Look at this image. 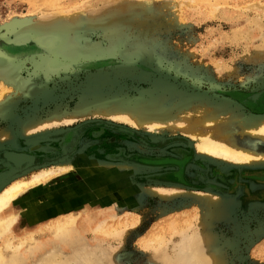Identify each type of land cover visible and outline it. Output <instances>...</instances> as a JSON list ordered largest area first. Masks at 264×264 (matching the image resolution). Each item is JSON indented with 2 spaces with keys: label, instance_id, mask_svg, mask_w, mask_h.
<instances>
[{
  "label": "rangeland",
  "instance_id": "rangeland-1",
  "mask_svg": "<svg viewBox=\"0 0 264 264\" xmlns=\"http://www.w3.org/2000/svg\"><path fill=\"white\" fill-rule=\"evenodd\" d=\"M175 16L172 25L169 17L172 20ZM263 35L264 0H0V63L13 65L32 85L29 94H19L8 114L0 116V129L12 125L9 127L13 135L18 136L17 123L21 119L45 115L57 106L71 110L81 95L91 97L98 90L114 98L121 93L127 97L150 96L149 88L160 78L176 84L180 93H206L217 101L242 100L249 104L238 106L242 111L250 107L264 111V58L255 61L248 52L262 42ZM39 38L45 39V44ZM43 61L49 63L38 66ZM128 70L140 75L148 71L151 76L149 80H138ZM254 93L260 95L255 100L251 98ZM94 119L109 121L100 114L85 116L48 133ZM113 123L138 134L103 125L87 128L68 158L76 168L29 188L19 197L18 205L25 204L29 213L28 217L18 218L13 235L22 238L27 231L38 230V240L33 245L39 244L31 251L32 242L22 243V264H80L95 254L96 261L87 264H168L166 257L175 261L176 254L184 251V236L202 231L208 234L210 230L215 236L209 250L221 253L224 264H264V167L240 169L213 162L197 156L183 134H148L124 122ZM39 134L27 137L33 141L30 146L33 145L35 160L24 163L22 168L1 160L0 182L10 181L15 174L26 179L44 166L67 160L41 164L45 151L34 144V140L42 139ZM60 141L57 138L41 143L59 149ZM172 156L189 157L185 175L195 185L194 190L202 191L210 184L222 195H233L232 202L225 203L223 219L204 215V209L191 195L167 199L143 191L142 186H173L179 181L175 164L146 161ZM108 160L136 163L138 167L99 166L100 161ZM61 185L71 195L66 193L54 203L56 212L79 208L73 211H80V222L84 223L89 214L94 224L116 210L118 217L106 223H123L116 227L123 230L122 237H96L88 224L78 238L53 236L49 226L55 216L51 218L49 208L39 199L44 191H57ZM126 206L129 210H120ZM31 212L39 214L31 220ZM156 226L163 243L143 245L142 239L153 234ZM16 241L19 239L14 238Z\"/></svg>",
  "mask_w": 264,
  "mask_h": 264
},
{
  "label": "bare ground",
  "instance_id": "bare-ground-1",
  "mask_svg": "<svg viewBox=\"0 0 264 264\" xmlns=\"http://www.w3.org/2000/svg\"><path fill=\"white\" fill-rule=\"evenodd\" d=\"M172 11L176 15L178 14L175 8H173ZM176 19V16L173 17L172 20L169 17V21H172V25L173 23H175ZM116 37H118V35ZM39 39L42 44H45V39ZM151 46L154 47L153 42H151ZM248 52L251 58L255 61L264 58V35L262 42L259 45H255L252 51L249 50ZM78 55H75L74 57H77ZM45 63L47 64L49 62L43 61L39 63L38 66H41ZM12 66L13 65L11 64L3 65L0 63L1 117L6 115L10 107L13 105L14 100L19 99V94L23 93L24 91H27V93L29 94L30 92L28 91H30V88L32 87L30 82L27 79H24V77L22 78L21 75H19V72H16V70H14ZM122 72L124 73V69L122 70ZM128 73L133 74L130 70H128ZM133 75H135V77L138 76V80H149L151 72L144 71V73H141V75L139 73H134ZM102 76H104L103 73ZM100 91L101 90L96 91L97 93L95 92L96 94H92L91 97H89V95L91 94H88L85 97H81V95L79 102L71 110L67 109L68 107L66 109H62L61 107L57 106L58 108H56V110H49L50 112L47 114L45 113V115L40 114L41 116H38L34 114L28 116L27 118H25V116V119L23 118L24 120L21 119L20 122L17 123L20 124V132L17 131V133H20V135L17 134L18 136L13 135L14 132L9 127L12 125L1 128L0 152L5 151L7 157L18 164H21L28 158L33 160L32 154L35 155V153H33L34 149L31 148L33 145L30 146L33 141H29L30 137L27 139L28 136L35 133H40V136L37 135L39 136L38 138H42L41 140L48 142V140L54 139L50 137L51 133H48L50 129L51 131H53L52 128H56L57 126L63 124L69 125L72 122H76V120L80 119L81 117L83 118L85 116L94 115L98 116V114H100L109 118V121L112 120L110 122H113V120L124 122L126 124L132 125L133 127L135 126L137 128H141L148 134H183L188 139L189 147H191L192 149L194 148L197 156H200L203 159H208L213 162L219 161L232 167L237 166L240 169L242 167H264V111H257L252 107H250L249 110L247 109L248 111H242L240 109L241 105L242 107L249 106V104L245 101L241 100V102L237 103V101L234 102L232 100H228L230 98L224 101H217L216 99H214L216 97H208L209 95L206 93H188L185 91H182L183 93H180L177 89L176 84H172L170 81L164 78L155 80L153 86L149 88L150 96L144 95L145 97H148L147 99L142 95L136 97H127L124 96V93L115 95L116 97L114 98V96L112 97L111 95H103ZM93 92L91 91V93ZM259 96V94L254 93L251 98L255 100V98ZM263 98L264 97H262V99ZM174 99L176 100L173 101ZM231 101L235 103V106H232L233 103H231ZM61 128H63V126ZM83 134L82 131L65 133L64 137L60 138L61 141L59 142V149L56 148V150L58 151L57 154H54L55 149L53 150V148L49 146L48 143L42 145L41 140H34L35 145H38V147L42 146L41 149L45 151V156L54 154L55 156L52 155L49 156V158L53 157L51 159H54L58 158L59 156H63L60 158H63V160H67L58 163L56 162L57 165H53L52 167L41 165L44 166L41 171L34 172L31 177L26 179L23 176L21 178H18L15 174V176L13 175L10 178V181L0 182V264H22L25 258L20 252L22 243H25L26 241L32 242L31 244L28 243L30 244L29 249H31V251H35L36 247L39 245L38 243L33 245V243L38 240L36 237V233L38 232V230L27 231L26 235L24 236L25 238H18L13 235L15 233L14 226L16 225L18 218L20 216L28 217L29 213L25 204H23L24 206L18 205L19 197L29 188L35 187L40 183L47 182L54 178V176L60 175L61 173L71 171V168H76L73 163L69 161V157L78 148ZM141 140L145 144L150 145V143L143 137H141ZM6 142L10 143L8 144ZM25 145L26 147L30 146L27 148H31L32 150L25 148ZM146 161L167 162L175 164L178 168L177 178L179 180L177 181V183L173 184V186L160 184L142 186L143 191L147 194H156L159 195L160 198L167 199L174 198L180 195H191L196 201H198V206L204 209L203 214L208 217H211L213 215L215 219L222 218V211L224 212L225 207L227 206H225V203L232 202L230 197V195L232 194L222 195L216 187L210 184H207L206 189L202 191L194 190V188H192L195 187V185L190 184L186 180L185 175L186 166L189 162L188 156H172V158H166L163 160L147 159ZM92 164L96 166L95 162H93ZM99 166H104L107 168L118 167L122 169H136L138 167V164L130 162H114L108 160L100 161ZM19 167L22 168V166ZM62 186L63 185H61L57 191H44L40 196L42 198L39 199L42 200L46 207L49 208L47 213L51 216V218L55 216V220L49 226V232L53 236H57L60 239L64 240L68 238H78L80 235H83V231L85 230V227H87L86 224H88V226H91L90 230L94 232L96 237L99 235L114 236L118 238L122 237L123 230L119 231L116 229V227L123 223H121L120 221H118L117 223H106V220H108L109 218L113 219L115 217H118L116 210L113 211L105 219L100 220L98 218L94 222V224L92 222V219L89 217V214L85 215L86 221H84V223L80 222V211H73L78 210L79 208H68L69 211L65 212L61 209V211L56 212L57 207L54 203H56L60 199H63L65 197V194L69 193L66 192L65 188ZM69 195L71 194L69 193ZM84 210H86V208ZM120 210H129V208L127 206L121 207ZM37 214L39 213L31 212V220L34 219L35 215ZM138 218L139 217H137L135 220H138ZM173 225L174 224H172V226ZM156 228L157 226L152 230L153 234L149 235L147 238L142 239L143 245H150L151 243L156 241L159 245L163 243V240L159 239L162 238L161 233L156 234ZM40 230L43 229L40 228ZM207 232L209 233L206 234L202 231L200 233L198 232L194 234L193 232V234L184 236L186 237L184 238L183 242L185 246L184 251L181 250L180 253L176 254L177 258L175 261L170 260L166 257L165 254H163L166 257L165 262H167L168 264H224L221 253L209 250L210 243H214L213 236L215 235L213 234V230ZM14 238L19 239V241L14 242ZM205 242L208 243V247H205ZM8 254L10 256L9 258H7ZM87 257L88 258H84V260L80 264H87L88 262L94 261L96 258H98V254L93 255L92 258H89L90 256ZM54 261L56 260L53 259V262ZM66 264H71V262L67 261Z\"/></svg>",
  "mask_w": 264,
  "mask_h": 264
},
{
  "label": "water",
  "instance_id": "water-1",
  "mask_svg": "<svg viewBox=\"0 0 264 264\" xmlns=\"http://www.w3.org/2000/svg\"><path fill=\"white\" fill-rule=\"evenodd\" d=\"M100 125H103L105 127H108V128H112V129H115V130H119V131H122V132H127V133H130V134H138L137 131H135L134 129L132 128H129V127H126V126H123V125H118V124H115L113 122H110V121H105V120H93V121H87V122H84L78 126H75V127H69L67 129H64L58 133H55V134H51V138H54V139H57V138H63L64 137V134L65 133H68V132H74V131H82V134L87 130V128L89 127H92V126H100ZM124 128V129H123ZM142 137V136H141ZM141 139V138H140ZM150 143V142H149ZM148 143V144H149ZM54 150V149H53ZM55 153L54 154H57L58 151L55 149L54 151ZM54 154H50V155H43L41 157L42 159V163L41 164H44V163H47L49 161H53V160H56V159H59L60 157H63V156H59L58 158H54V159H51L53 157H50L49 156H52ZM60 155V154H59ZM32 158L33 160H31L30 158H28L27 160L23 161L21 164H18V163H15L13 162L11 159H9L5 153V151H1L0 152V162H2L1 160L3 159H6L10 162H12L14 165L16 166H22L24 163L26 162H33L35 160V157L36 155H33L32 154ZM55 156V155H54Z\"/></svg>",
  "mask_w": 264,
  "mask_h": 264
}]
</instances>
